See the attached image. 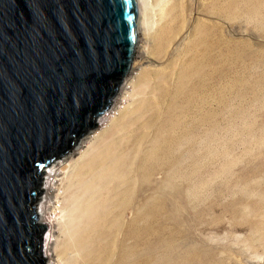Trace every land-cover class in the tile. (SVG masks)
Here are the masks:
<instances>
[{"label":"rangeland","instance_id":"374dc122","mask_svg":"<svg viewBox=\"0 0 264 264\" xmlns=\"http://www.w3.org/2000/svg\"><path fill=\"white\" fill-rule=\"evenodd\" d=\"M147 1L149 31L139 11L134 66L104 113L122 114L125 95L146 108L142 121L126 111L119 122L129 126L124 143L150 154L131 182L149 184L161 168L156 187L131 198L128 264H264V0ZM119 123L103 138L120 134ZM104 139L87 159L109 156ZM79 145L54 164L78 159ZM47 219L43 236L57 231Z\"/></svg>","mask_w":264,"mask_h":264},{"label":"water","instance_id":"95a60500","mask_svg":"<svg viewBox=\"0 0 264 264\" xmlns=\"http://www.w3.org/2000/svg\"><path fill=\"white\" fill-rule=\"evenodd\" d=\"M137 18L136 0H0V264H44L42 175L111 105Z\"/></svg>","mask_w":264,"mask_h":264},{"label":"bare ground","instance_id":"6f19581e","mask_svg":"<svg viewBox=\"0 0 264 264\" xmlns=\"http://www.w3.org/2000/svg\"><path fill=\"white\" fill-rule=\"evenodd\" d=\"M136 1L138 17L140 11L144 25L149 31L148 9L150 4L147 0ZM132 66H134V62H132ZM130 71L124 78L130 74ZM120 101L122 107L118 112L123 114L127 111L131 117L139 114V120H143L142 112H146L147 109H137L138 103L133 105L132 95H125ZM122 114L110 115L107 113L103 114V117L99 116L97 124L102 125L101 132L95 135L90 132L93 130H90L88 131L90 133L84 134V139L80 140L84 135L79 139L80 143H76L80 144L79 158L74 159V157L68 156L59 161L61 165L54 164L68 152L48 166L47 174L44 172L48 178L49 186L42 189L44 196L38 203L37 224H42L45 220L49 221L47 219L49 217L54 219L57 230L54 234L51 231L43 236V252H45L43 257L48 260V264H128L131 254L128 252V240L131 235L126 215L131 210L138 211L136 204L133 205L130 202L131 198L135 193L141 194L146 188L156 187L154 179L159 175L161 168L157 167L151 171L149 184H147V180L140 182L139 177H132L133 182H131L130 175H141L139 174L140 169L135 168L139 165L143 168L146 167L148 165L146 159L150 154L142 150L140 145L129 146L124 143L126 139L122 135L129 126H120L119 122L124 118ZM115 122L119 123L120 134L104 139L103 137L109 132L111 124L113 128ZM134 126L131 124V127ZM100 138L104 139L109 156H101L99 161L92 157L87 159L95 142L100 141ZM83 142H85L84 145H82ZM137 152H139L140 160H129L130 156L136 155ZM58 181L59 186L54 197L55 203H53L49 197L53 195L51 186ZM152 181L154 182L152 183ZM130 185H134L133 191H130ZM49 201L52 203V207L47 209ZM48 211L50 216L46 217ZM52 240L53 244H51ZM135 242L137 241L135 240ZM50 252L51 255H49Z\"/></svg>","mask_w":264,"mask_h":264},{"label":"built area","instance_id":"2783aa9c","mask_svg":"<svg viewBox=\"0 0 264 264\" xmlns=\"http://www.w3.org/2000/svg\"><path fill=\"white\" fill-rule=\"evenodd\" d=\"M110 109H111V108H109L108 110H110ZM105 111H106V110H105ZM105 111L101 114L102 116H103V114L105 113ZM101 115H100V116H101Z\"/></svg>","mask_w":264,"mask_h":264}]
</instances>
